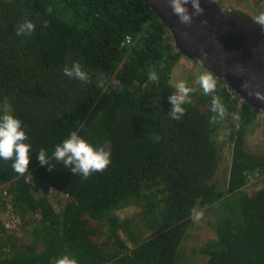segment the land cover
Listing matches in <instances>:
<instances>
[{
  "label": "trees",
  "instance_id": "obj_1",
  "mask_svg": "<svg viewBox=\"0 0 264 264\" xmlns=\"http://www.w3.org/2000/svg\"><path fill=\"white\" fill-rule=\"evenodd\" d=\"M24 20L35 31L18 36ZM182 59L143 0H0V106L11 107L32 146L27 179L0 159V206L32 224L34 241L20 244L0 223V264H55L63 255L78 264H180L193 209L205 221V264H264V152L246 146L261 113L209 71L214 91L204 94L190 74L191 103L172 120L168 97ZM73 61L91 82L64 75ZM213 96L223 116L213 112ZM73 131L110 151L103 172L84 179L52 157ZM222 139L231 147L225 188L215 181ZM41 149L51 171L38 162ZM253 177L262 186L248 194ZM50 190L69 198L58 210ZM130 206L136 212L122 218Z\"/></svg>",
  "mask_w": 264,
  "mask_h": 264
},
{
  "label": "water",
  "instance_id": "obj_2",
  "mask_svg": "<svg viewBox=\"0 0 264 264\" xmlns=\"http://www.w3.org/2000/svg\"><path fill=\"white\" fill-rule=\"evenodd\" d=\"M166 25L175 49L192 63L223 79L251 108L264 115V28L223 8L200 0L203 15L180 24L168 0H143ZM191 13V4L187 5Z\"/></svg>",
  "mask_w": 264,
  "mask_h": 264
},
{
  "label": "clouds",
  "instance_id": "obj_3",
  "mask_svg": "<svg viewBox=\"0 0 264 264\" xmlns=\"http://www.w3.org/2000/svg\"><path fill=\"white\" fill-rule=\"evenodd\" d=\"M168 4L175 16L178 17L180 24L190 25L193 16L203 15L204 8L201 7L200 0H168ZM191 4L192 12L189 13L187 5ZM51 11V9H49ZM256 23L264 26V12L256 17ZM47 27V21L44 22ZM35 31V24L31 20H24L16 28L18 36L28 34ZM65 76L80 80L84 83L91 82V75L84 71L79 61H73L71 65H65L63 69ZM155 73L150 75V79H156ZM98 87H103V74H97L96 80ZM197 83L203 89L204 94H209L215 89V80L211 73H202L197 78ZM176 91L169 97V103L172 105L169 116L172 120L180 121L185 114V103H191L188 99L192 88L186 85V81H179L175 84ZM264 99V97H261ZM211 103L213 112H219L224 115V106L219 97L213 96ZM0 159L12 161V168L19 176L27 179L31 176L28 173V166L31 159V144L25 143L28 136L22 125V121L12 114L11 107L7 104L0 106ZM212 120H215L213 116ZM157 136L156 140L159 141ZM52 157L61 162L66 169H69L74 175L79 174L87 179L94 172H103L111 163V153L104 147H94L87 140L78 134L77 131L71 132L67 138L55 145ZM37 159L41 166L48 165L51 171L53 166L49 163L46 150L41 149L37 152ZM27 174V175H26ZM193 215L199 219L202 212L197 213L193 209ZM55 264H78L75 258L69 255H63L56 259Z\"/></svg>",
  "mask_w": 264,
  "mask_h": 264
},
{
  "label": "rangeland",
  "instance_id": "obj_4",
  "mask_svg": "<svg viewBox=\"0 0 264 264\" xmlns=\"http://www.w3.org/2000/svg\"><path fill=\"white\" fill-rule=\"evenodd\" d=\"M219 4V0H215ZM257 1V4L260 6L261 2L259 0ZM222 5V4H221ZM224 5V4H223ZM261 8V7H258ZM202 68L201 66H198L194 63H192L189 59L185 58L181 60L180 64L176 67L175 73H174V79L175 83L187 79L190 74H195L199 77L202 73H209L208 70ZM220 129L218 130L217 134L223 135L220 133ZM220 156H221V162L220 167L218 169V172L215 176V181L217 182L218 186L220 188H225L227 185V180L229 176V166L231 161V147L224 142V140H220ZM246 146L247 149L251 150L252 152H264V115H258L253 123L250 125L249 129H247L246 132ZM255 178H251L248 184L244 187L246 192L248 194H253L254 191L258 188H260L262 185H254ZM49 198L51 200V203L55 209H59L61 205H63L66 201L69 200L68 197L65 195L59 194L55 190L49 191ZM4 213V208L0 206V213ZM136 212L135 207H127L124 209V211H120L119 214L122 218H128L133 213ZM197 213H200L198 211ZM33 218H30L29 220H32ZM203 219V214L201 218L197 219L195 217V222L193 226L188 230V233L185 237V239L182 242L181 248H180V254H181V261L180 264H205V257L201 254V242H203V226L205 225V221ZM92 226H95L92 224ZM31 231H32V224H25V226H21L19 230L8 232L10 234H14L17 238L18 242L20 244L26 245V244H32L34 241L31 239ZM102 236V231L98 233L99 239ZM129 245L131 246V243L128 241Z\"/></svg>",
  "mask_w": 264,
  "mask_h": 264
},
{
  "label": "flooded vegetation",
  "instance_id": "obj_5",
  "mask_svg": "<svg viewBox=\"0 0 264 264\" xmlns=\"http://www.w3.org/2000/svg\"><path fill=\"white\" fill-rule=\"evenodd\" d=\"M259 1L261 2L260 6L257 4V1L255 2L254 0H219L220 4L217 1L215 2L218 5L222 6L223 8L228 9L238 14L239 16H243L250 22L257 24L256 17L260 13L264 12V0H259ZM257 25L261 26L260 24ZM261 27L264 28V26Z\"/></svg>",
  "mask_w": 264,
  "mask_h": 264
},
{
  "label": "built area",
  "instance_id": "obj_6",
  "mask_svg": "<svg viewBox=\"0 0 264 264\" xmlns=\"http://www.w3.org/2000/svg\"><path fill=\"white\" fill-rule=\"evenodd\" d=\"M126 42H130L129 37H127ZM231 92H233V91L231 90ZM240 100L243 101L242 99H240ZM0 190H1V187H0ZM2 199L7 200L5 192L3 193ZM0 203H1V200H0ZM0 223L3 225L5 230H7L8 232H13V231L19 230L23 224L21 217L18 214L13 212L10 204H7V206L5 205L4 213H2V212L0 213Z\"/></svg>",
  "mask_w": 264,
  "mask_h": 264
}]
</instances>
